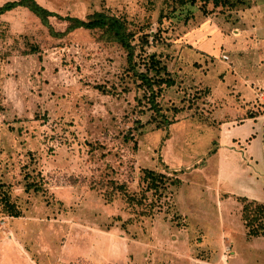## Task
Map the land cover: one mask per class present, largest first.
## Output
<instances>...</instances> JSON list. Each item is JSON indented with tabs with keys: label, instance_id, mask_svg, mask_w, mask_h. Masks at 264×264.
<instances>
[{
	"label": "rangeland",
	"instance_id": "374dc122",
	"mask_svg": "<svg viewBox=\"0 0 264 264\" xmlns=\"http://www.w3.org/2000/svg\"><path fill=\"white\" fill-rule=\"evenodd\" d=\"M36 1L118 16L134 48L24 6L0 16V264H264V206L224 193L263 180L216 156L240 149L225 121L259 116L264 141V0ZM151 53L172 121L142 96ZM146 169L179 181L148 189Z\"/></svg>",
	"mask_w": 264,
	"mask_h": 264
},
{
	"label": "trees",
	"instance_id": "16d2710c",
	"mask_svg": "<svg viewBox=\"0 0 264 264\" xmlns=\"http://www.w3.org/2000/svg\"><path fill=\"white\" fill-rule=\"evenodd\" d=\"M196 1L213 2L215 5L232 4V0H178L180 4H185L187 2L195 3ZM17 6L28 8L43 21H47L50 15H56L57 17L68 21V29H75L78 27L99 29L102 31V35L107 41L118 42L127 49L129 52V58L131 59L134 48V46L131 45L133 34L127 29L125 21L118 16L107 14L102 11H95L88 14L86 18L68 15L61 16L60 14L48 10L36 0H8L0 5V16ZM155 56V53L149 55L147 70H136L135 73L137 74V79L140 80V84L143 88L142 96L147 98L146 102L149 103V108L155 113V120L157 122H168L172 120H169L165 113L161 111L162 105L157 97L160 91L172 86L175 80L172 78L171 74L166 71V67L161 65L160 60ZM143 178L147 181L148 189H153L154 191L164 188L166 181L168 183L171 180L163 173L147 169L144 171ZM178 181L179 180L175 178L170 182L171 184H177Z\"/></svg>",
	"mask_w": 264,
	"mask_h": 264
},
{
	"label": "crops",
	"instance_id": "0c3cea01",
	"mask_svg": "<svg viewBox=\"0 0 264 264\" xmlns=\"http://www.w3.org/2000/svg\"><path fill=\"white\" fill-rule=\"evenodd\" d=\"M259 116H248L245 117L243 119H241V121H236V120H230V121H225L223 122V124L227 127L230 128L231 131V140L232 139H238V146L240 147V149H232L230 153V156L227 157L228 152L226 151L227 147L225 145H221V147H219L216 156H217V161L218 164L220 165L219 167V171L217 172L218 174L220 172L223 171V167L225 166V161L230 159V158H236L237 155H240V158L242 159L243 163L245 166H247V169H245L244 174H246L245 176H248L250 180H257L262 178L263 180V185H262V190L264 191V166L263 167H259L260 171L257 170V163L259 161H264V141L261 138L260 146L257 142V137L256 135L253 133L254 132V124H256L257 120H258ZM250 123V126L252 127V129L247 130V129H243L242 132L237 133L236 134V127H239L241 125H244V123ZM222 124V125H223ZM224 126V127H225ZM251 137V139H249ZM261 148V149H260ZM228 150V149H227ZM243 165V166H244ZM253 168V169H252ZM227 172V168L225 169V173ZM233 172L231 171V174ZM218 184V183H217ZM222 188L220 187V183H219V187L217 189V194L221 193ZM224 192V191H223ZM226 194L227 197L232 196L233 198L237 199V203H239L241 205V201H248L250 203H256L259 204L261 206H264V193L263 195H258L256 192H254L253 190H251L248 194H239V193H234V192H224ZM239 207V206H238ZM243 208V206H242Z\"/></svg>",
	"mask_w": 264,
	"mask_h": 264
}]
</instances>
